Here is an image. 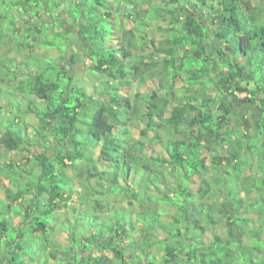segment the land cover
<instances>
[{"label": "trees", "instance_id": "16d2710c", "mask_svg": "<svg viewBox=\"0 0 264 264\" xmlns=\"http://www.w3.org/2000/svg\"><path fill=\"white\" fill-rule=\"evenodd\" d=\"M0 92V264H264V0H0Z\"/></svg>", "mask_w": 264, "mask_h": 264}, {"label": "rangeland", "instance_id": "374dc122", "mask_svg": "<svg viewBox=\"0 0 264 264\" xmlns=\"http://www.w3.org/2000/svg\"><path fill=\"white\" fill-rule=\"evenodd\" d=\"M66 26H68V28L71 29V28H70L71 26H70L69 24L66 23ZM219 44H220L219 42L213 40L211 46H212V47H215V46H218ZM44 48H45V47H44ZM79 71L83 72V69L79 67ZM86 78H87V74H86V73L81 74V76H80V80H79V83H81L82 80H86ZM237 82H238V81H237ZM240 95L243 96V95H246V94H245V93H240ZM2 98H3V95H2L1 92H0V99H2ZM239 109L242 110V109H244V107H243V108H239ZM256 110H258V108H256ZM0 114H2V113H0ZM189 115H191V114L189 113ZM134 131H135V133L137 134L138 129L135 128ZM34 150L38 152L40 149H36V148H35ZM1 152H3V153L6 152L5 148L0 147V153H1ZM12 155H13V154H11L10 157H11ZM10 157H9V158H10ZM13 158H18V159H19V157H18L17 155H15ZM4 181H5V178H4V177H0V196H1V198L4 197V195H5L4 187H3ZM0 207H2V205H0ZM61 237H62V238L65 237V234H62Z\"/></svg>", "mask_w": 264, "mask_h": 264}, {"label": "crops", "instance_id": "0c3cea01", "mask_svg": "<svg viewBox=\"0 0 264 264\" xmlns=\"http://www.w3.org/2000/svg\"><path fill=\"white\" fill-rule=\"evenodd\" d=\"M36 149H40V148L36 147ZM34 151H35V150H34ZM39 151H41V149H40ZM39 151H38V152H39ZM35 152H37V151H35ZM38 152H37V153H38ZM18 157H19V156H18ZM4 182H7V179H5Z\"/></svg>", "mask_w": 264, "mask_h": 264}]
</instances>
